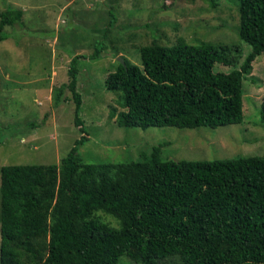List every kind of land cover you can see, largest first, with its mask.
<instances>
[{"label": "trees", "instance_id": "obj_1", "mask_svg": "<svg viewBox=\"0 0 264 264\" xmlns=\"http://www.w3.org/2000/svg\"><path fill=\"white\" fill-rule=\"evenodd\" d=\"M237 13V38L250 48L237 68L231 46L181 38L140 48L141 68L117 62L103 82L125 110L116 126L240 124L241 81L264 52V0H237ZM20 19L19 10L0 13L1 26ZM101 50L96 42L89 59ZM77 59L69 61L68 87L82 130ZM214 64L230 70L213 72ZM258 115L263 123L264 101ZM84 141L75 140L57 165L0 166V264H117L122 256L133 264H264V156L162 161L158 145L137 161L84 163L77 153Z\"/></svg>", "mask_w": 264, "mask_h": 264}, {"label": "rangeland", "instance_id": "obj_2", "mask_svg": "<svg viewBox=\"0 0 264 264\" xmlns=\"http://www.w3.org/2000/svg\"><path fill=\"white\" fill-rule=\"evenodd\" d=\"M6 8L19 10L21 19L19 25H0L5 37L0 38V166L57 165L82 135L77 153L84 163L137 161L158 145L162 161L264 156V121L258 115L264 101V52L241 81L242 122L213 130L117 127L125 110L117 104V93L103 85L117 57L141 68L140 48L153 42L169 47L178 38L186 44L231 46L232 68H237L250 49L236 35L237 0H0V13ZM96 42L102 50L89 59ZM74 56L82 130L73 123L68 87ZM229 70L218 64L212 68ZM96 216L117 227L110 217ZM45 243H39L42 251ZM117 264L133 263L122 256ZM158 264L180 262L168 258Z\"/></svg>", "mask_w": 264, "mask_h": 264}, {"label": "water", "instance_id": "obj_3", "mask_svg": "<svg viewBox=\"0 0 264 264\" xmlns=\"http://www.w3.org/2000/svg\"><path fill=\"white\" fill-rule=\"evenodd\" d=\"M116 61H117L119 64L124 65L123 60H122L120 57H117V58H116Z\"/></svg>", "mask_w": 264, "mask_h": 264}]
</instances>
